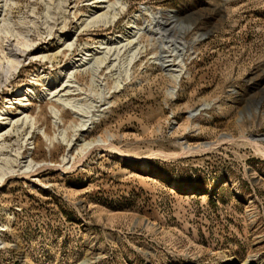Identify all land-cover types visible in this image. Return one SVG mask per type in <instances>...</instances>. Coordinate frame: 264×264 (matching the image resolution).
Here are the masks:
<instances>
[{"label":"rangeland","instance_id":"rangeland-1","mask_svg":"<svg viewBox=\"0 0 264 264\" xmlns=\"http://www.w3.org/2000/svg\"><path fill=\"white\" fill-rule=\"evenodd\" d=\"M0 3V264H264V0Z\"/></svg>","mask_w":264,"mask_h":264},{"label":"bare ground","instance_id":"bare-ground-1","mask_svg":"<svg viewBox=\"0 0 264 264\" xmlns=\"http://www.w3.org/2000/svg\"><path fill=\"white\" fill-rule=\"evenodd\" d=\"M1 1V0H0ZM3 1V0H2ZM96 1H105V0H96ZM120 0H116V3L117 2H119ZM1 4V3H0ZM111 4V3H110ZM45 5H46V15H49V13H50V4H49V1H45ZM112 5V4H111ZM62 7V6H61ZM3 11V10H2ZM114 12V11H113ZM116 17H117V13L116 12H114L113 14H109L108 12L107 13H103V12H101V14H98V15H94V17H92L90 20H89V22L88 23H97V22H102L103 24H105V25H108V24H112L114 21H115V19H116ZM9 23V19H6V18H3V16L1 15L0 16V32H1V30H3V29H7L8 28V25H10V24H8ZM157 24V23H156ZM161 24V23H160ZM152 25V24H151ZM150 25V27H152ZM159 25V24H158ZM148 27V26H147ZM148 29H150L149 27H148ZM141 30V28H138L136 25L134 26V31H133V35H136L139 31ZM151 31H152V29H151ZM11 32V31H10ZM141 32V31H140ZM150 33V32H149ZM1 35H2V33H1ZM7 37H9V36H7ZM65 40V39H64ZM131 39L130 40H127V41H125V43H118L116 46H114V47H109L108 49H107V52H106V55H108L109 54V52L111 53V50H113V49H116V52L118 53L119 52V50H120V47H125L126 46V44H130L131 43ZM23 42V41H22ZM67 42V41H66ZM71 43V42H70ZM71 44H73V43H71ZM13 45V44H12ZM12 47V46H11ZM7 48V47H6ZM15 48V47H14ZM10 50V49H9ZM20 50V49H19ZM25 50V49H24ZM11 51V50H10ZM138 51V50H137ZM137 51L133 54V56H131V59L129 60V63H131V61L137 56ZM12 52V51H11ZM22 52V51H21ZM115 52V53H116ZM117 53L115 54V56H118L117 55ZM180 53V52H179ZM183 53V52H182ZM6 55V54H5ZM8 55V54H7ZM13 55V54H12ZM89 54H84L83 53V56L79 59V61H80V63H78V64H76V66H78V65H81L82 63L84 64L85 62H86V59H87V56H88ZM110 55H112V54H110ZM10 56V55H9ZM14 56V55H13ZM183 56V55H182ZM182 56H181V54H179L178 56H177V59H178V63H180V64H182ZM3 57V56H2ZM6 57V56H5ZM17 59V58H16ZM78 60V59H77ZM90 60V59H89ZM4 62V61H3ZM102 58L100 59V57L99 58H95L94 59V61H93V64L92 65H89L88 67H87V69L89 70V71H91V73H92V76H95V74H96V72H97V70H98V68L100 67V64H102ZM177 63V62H176ZM2 65V64H1ZM171 65V64H170ZM8 66V65H7ZM178 67H179V65H178ZM1 69V68H0ZM175 69V68H174ZM176 70V69H175ZM72 71H73V68H72V70H70L68 73H67V76H66V78L68 77H72ZM177 72L178 71H180V70H176ZM5 74V73H4ZM174 75H171V76H173L172 78H174L175 79V81L176 80H178V78H179V76H180V73L178 72V73H173ZM7 78V77H6ZM67 81V80H66ZM66 81H64V82H66ZM65 84V83H64ZM62 85V84H61ZM56 90V89H55ZM31 91V89H27V92H30ZM19 97V96H18ZM18 100L19 101H23V100H27V97H26V95H22V97H20V98H18ZM58 100H60V101H62L63 103H64V105H70V106H72V107H75V108H77L79 111H82V109L79 107V106H76V104H72V100H69V99H65V98H62V97H60L59 96V99ZM28 101V100H27ZM197 110H199V108L197 109ZM52 112H53V114H54V116L56 117V118H58L59 117V115H58V110H56L55 108H53L52 109ZM6 117L4 116L3 118H1V119H5ZM26 120H29L28 119V117L27 116H25V121ZM2 123H4V122H2ZM33 125H34V120H32V119H30V127L32 128L33 127ZM42 133H43V135L46 137V138H48V136H47V134L45 133V131H42ZM60 137H61V139L62 140H65L66 141V136H65V132L63 131V132H61V134H60ZM71 142V141H70ZM70 144V143H69ZM91 144H93V142H91V141H86V142H83V146H84V148L85 147H89ZM92 146V145H91ZM83 149V148H82ZM85 152H84V150H83V152H82V154H84ZM126 159V158H125ZM129 159V158H128ZM13 160L12 159H10V160H8V163L10 164L11 162H12ZM6 162H7V160H6ZM132 165V164H131ZM22 167H23V170H24V172H29V171H31V170H33V168L35 167V163L31 160V159H28V160H26V161H24V163L22 164ZM12 171V170H11Z\"/></svg>","mask_w":264,"mask_h":264}]
</instances>
